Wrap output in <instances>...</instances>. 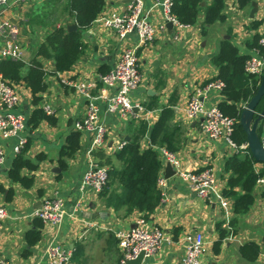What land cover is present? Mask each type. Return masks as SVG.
<instances>
[{
	"label": "crops",
	"instance_id": "crops-1",
	"mask_svg": "<svg viewBox=\"0 0 264 264\" xmlns=\"http://www.w3.org/2000/svg\"><path fill=\"white\" fill-rule=\"evenodd\" d=\"M46 1L48 0H26L0 8L2 17L10 19L19 28L25 53L24 61L30 57L28 46L32 36L27 33L28 28L23 30L21 23H26L27 14L31 9ZM129 1L108 0L102 13H124ZM159 1L162 0H144L145 17L155 28L156 34L150 43L137 50L140 81L137 88L131 92V100L141 107L150 102L164 106L169 103L171 96H177V102L173 106L175 120L186 126L185 145L175 153L180 166L187 172L211 169L222 189L227 178L222 172V165L235 150L223 139L207 138L201 130V119L186 120L182 109L191 96L197 91L203 92L204 86L216 77L217 70L212 65L211 58L217 51L218 41L228 37V29H231L232 43L241 53L247 52L244 43L254 33L251 29L253 21L260 22L258 33L260 36L264 34V0H254L256 12L252 19L249 18L252 6L240 10L236 0H226V21L210 26L205 35L200 34L198 25L181 30L173 26L168 30L163 23L161 7L155 5ZM162 24L163 29L160 28ZM40 39L41 34L38 40ZM135 41V35L119 41L114 31L103 28L95 21L92 23L84 38V56L76 62L71 71L56 77L50 76L47 80L49 85L42 96V105L43 108L47 106L51 110L55 119L53 126L42 122L37 129L30 131L26 126L27 118L34 109L30 92L20 84L14 86L19 96L14 113L24 117L25 128L15 137L0 138V145L5 153L3 164L0 166L4 170L0 173V184L5 189L11 187L14 191L10 201H6L4 194L0 193V206L5 211V217L0 220V256L10 264H49L43 253L49 243L59 244L71 254L80 248V264H121L122 253L115 234L131 229L141 216L133 213L123 217L122 211L115 212L104 208L98 200V194L86 193L81 196V177L89 162H94L87 154L90 140L88 135L81 134V149L73 159L66 160V167L62 169L59 166L60 149L69 132L74 129V124L84 117L86 106V100L75 88L63 82L93 83L95 89L92 94L98 93L103 88L99 69L106 66L109 71L121 50L132 46ZM47 67L50 68L49 63ZM106 92L112 93L113 89H107ZM201 98L206 106H217L222 99L216 90L204 93ZM97 103L101 108V117L107 131L106 143L102 147L107 154H111L119 143L124 142L125 137L130 138L139 120H146L148 125H152L159 116V109L147 112L143 108L134 109L132 114L126 117H119L105 113V104L101 101ZM263 131L264 120L262 133ZM20 138L31 141V159L38 154L45 156L39 164V169L33 173L34 186L30 189L10 184L6 176L16 154L14 147ZM164 167L162 159L160 176L164 179V185L160 188L161 200L147 222L162 229L172 237L173 242L163 244L155 254L145 258L142 264H175L183 254V246L179 240L187 232L202 234L205 242L203 264H264L263 187L256 186V199L251 211L240 220L237 232L224 239L219 251L215 253L213 244L218 239L215 225L223 221L222 209L214 201L200 199L177 175L165 179ZM38 191H42V195H39ZM51 196L63 198L65 210L73 215V218L65 216L59 226L43 223L40 230L41 240L30 246L25 240V234L32 229L35 218L33 213L44 198ZM76 204L79 205L77 209ZM249 241L259 247L258 257L253 263L245 261L239 255V247Z\"/></svg>",
	"mask_w": 264,
	"mask_h": 264
},
{
	"label": "trees",
	"instance_id": "trees-1",
	"mask_svg": "<svg viewBox=\"0 0 264 264\" xmlns=\"http://www.w3.org/2000/svg\"><path fill=\"white\" fill-rule=\"evenodd\" d=\"M107 1L48 0L31 9L26 23H21L23 30L28 28L27 33L32 36L28 46L29 60L0 59V75L10 85L20 84L29 90L34 107L26 121L30 131L37 129L42 122L55 125L53 115L47 114L42 105V96L49 85L47 80L50 76L56 77L71 71L84 56L86 32L102 14ZM253 1L236 0L237 8L244 10ZM225 8L226 0H171L170 13L185 27L198 25L200 34L205 35L210 26L226 21ZM70 24H74L76 30L68 31L67 26ZM259 26V21L252 22L254 33L244 43L246 53H241L232 43L231 29H228V37L218 41L217 51L211 58L217 70L212 81L217 80L222 84V99L217 108L224 116L235 120L231 141L238 147L222 165V172L227 178L221 194L230 203L232 217L227 227L224 226V220L215 225L218 232V239L213 244L215 253L219 251L224 239L237 232L240 220L251 211L256 199V181L264 176V165L256 162L247 148L239 149L246 144V136L238 124L242 106L255 95L260 83V75H252L245 70L252 52L257 51L264 57V47L259 44ZM40 34L41 39L38 40ZM99 72L104 75L108 68L103 66ZM177 98L171 96L169 103L164 106L156 102L144 104L143 108L147 112L159 109V116L152 125H148L146 120H139L129 140L124 141L121 148L111 154L105 153L102 148L92 152L95 164L107 167V182L98 193V200L104 208L122 211L123 217L138 213L147 220L159 205L161 191L157 180L162 169L160 150L175 154L183 149L186 142V126L175 120L173 106ZM263 109L264 95L255 108L256 114ZM262 122L257 128L259 136L262 133ZM80 136L81 133L75 129L67 135L59 152V166L62 169L66 167V160L73 159L81 149ZM30 146L31 141L27 139L14 155L6 173L10 184L19 185L23 189L34 186L33 173L45 159L43 154L31 159ZM38 192L42 195V191ZM0 193L4 194L6 201L14 196L11 187L5 189L1 184ZM42 227V220L35 217L32 229L25 234L28 245L34 246L41 240ZM81 252L80 248L74 250L71 262L80 264ZM258 254L259 247L254 242H245L239 247V255L249 263H253Z\"/></svg>",
	"mask_w": 264,
	"mask_h": 264
},
{
	"label": "built area",
	"instance_id": "built-area-1",
	"mask_svg": "<svg viewBox=\"0 0 264 264\" xmlns=\"http://www.w3.org/2000/svg\"><path fill=\"white\" fill-rule=\"evenodd\" d=\"M26 0H0V8H7L11 4L23 3ZM155 5L161 7L163 12V23H172V26L181 30L186 28L181 25L170 13L171 0H162ZM103 28L115 32L119 41L135 35L136 41L132 46L124 47L113 67L100 77L103 88L98 93L92 94L95 89L93 83L79 82L63 83L75 88V91L86 100L85 113L82 120L74 124V129L81 134L89 136L87 154L92 160V152L102 148L106 143V127L101 117V108L98 101L105 104V113L116 114L119 117H126L132 114L134 109L143 110V107L133 103L131 92H133L140 81L138 71L137 50L139 47L150 43L156 34L155 28L147 21L144 14V0H130L126 5L124 13H102L96 20ZM161 25V29L164 28ZM18 26L8 18L2 17L0 11V59H12L24 61V50L21 45ZM259 44L264 47V34L260 36ZM245 70L252 75H261L264 70V57L257 51L251 53L245 64ZM222 84L215 80L208 82L203 92L197 91L189 98L182 109L184 117L188 121L201 119L202 133L210 140L223 139L233 150L237 151L235 144L231 141V134L235 120L224 116L217 106H206L201 96L209 91L216 90L220 93ZM107 89H113L107 93ZM203 93V94H202ZM19 103V96L14 85H10L0 75V138L8 139L19 135L25 128V119L21 114L14 113ZM47 114H51L49 107L44 106ZM264 148V131L260 136ZM26 143L20 138L14 147L17 153ZM124 142L117 145L121 148ZM241 145L239 149H245ZM161 157L168 162L174 170V174L187 184L195 194L204 201H214L223 211L224 226L227 227L232 216L230 203L221 194L215 174L211 169L205 168L196 172H187L180 166L179 160L174 153L160 150ZM5 153L0 145V166L3 164ZM107 167L98 166L89 162L84 171L79 186L81 196L86 193L97 195L106 184L108 179ZM164 185V179L159 176L157 186L159 189ZM256 186L264 188V176L256 181ZM79 207L75 205V209ZM33 216L42 220L45 224L59 226L64 217H72L65 210L64 199L59 196H51L43 199L40 206L34 211ZM5 217V211L0 206V220ZM91 226V225H90ZM118 247L122 253L121 264L137 257L143 253L144 259L155 254L163 244H171L173 239L159 227L147 222L143 217L136 220L135 225L126 231H119L115 234ZM183 246V254L175 264H203L202 256L205 251V242L202 234L187 232L179 240ZM49 264H72L71 253L59 244L49 243L43 251ZM0 264H10L0 256Z\"/></svg>",
	"mask_w": 264,
	"mask_h": 264
},
{
	"label": "water",
	"instance_id": "water-1",
	"mask_svg": "<svg viewBox=\"0 0 264 264\" xmlns=\"http://www.w3.org/2000/svg\"><path fill=\"white\" fill-rule=\"evenodd\" d=\"M252 8L249 11V18H253L254 13L256 12V5L253 1L251 3ZM172 23L167 22L166 28L168 30L172 29ZM68 31L76 30V26L74 24H70L67 26ZM264 95V70L260 75V83L255 95L242 106V110L240 112L238 118V124L242 128L243 132L246 136V148L249 150L252 158L264 165V148L262 147L260 136L258 135L257 128L261 121L264 120V109L257 113L255 112V108L259 103L261 97ZM254 115H256L254 117ZM129 140L128 137H125V141ZM147 141V140H146ZM4 170L0 168V173ZM58 172L59 170L56 169ZM174 175L173 167L168 163L165 162L164 167V178H170ZM40 205V203H39ZM143 253H139L136 258L132 260L126 261L124 264H142L144 262Z\"/></svg>",
	"mask_w": 264,
	"mask_h": 264
},
{
	"label": "rangeland",
	"instance_id": "rangeland-1",
	"mask_svg": "<svg viewBox=\"0 0 264 264\" xmlns=\"http://www.w3.org/2000/svg\"><path fill=\"white\" fill-rule=\"evenodd\" d=\"M29 4H31V2Z\"/></svg>",
	"mask_w": 264,
	"mask_h": 264
}]
</instances>
